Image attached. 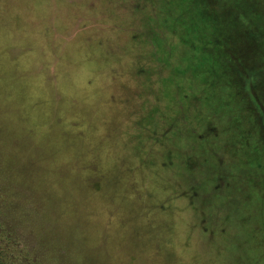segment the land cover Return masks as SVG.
<instances>
[{"label": "trees", "instance_id": "16d2710c", "mask_svg": "<svg viewBox=\"0 0 264 264\" xmlns=\"http://www.w3.org/2000/svg\"><path fill=\"white\" fill-rule=\"evenodd\" d=\"M46 1L40 0L44 11ZM99 2V28L106 35L96 46L95 70L82 69L85 79L93 75L90 80L68 83L74 91L67 93L65 80L53 91L39 76L22 84L5 71L0 75V90L15 89L24 105L34 95L36 107L18 128L0 115V264H49L50 248L43 240L51 237L72 243L82 256L72 255L62 264H91L88 252L94 246L79 219L83 198L63 195L60 189H72L63 174L45 173L46 160L54 167L61 161L69 173L68 158L75 157L95 168L90 170L101 184L88 188L96 191L100 184L112 191V205L122 204L133 191L129 180L163 172L164 184L155 175L149 179L151 187H159L154 193L162 195L175 185L181 197L192 192L195 211L214 213L210 220L220 228L207 222L204 236L210 240L217 233L228 241L218 251L224 258L214 264H264V0ZM22 20L15 29L2 24L0 13V57L7 62L11 48L21 49L13 72L23 68L31 78L44 67L49 75L51 48H44L43 36L42 43L29 46L31 34ZM107 39L113 46H107ZM116 40H121L119 49ZM82 48L93 52L91 43ZM58 102L64 104L55 120L49 108ZM51 122L70 127L44 151L32 141L38 127ZM84 122L96 130L79 131ZM46 141L51 145L54 137ZM111 146L121 148L126 166L106 156ZM22 159L33 167L19 165ZM169 171L173 179L165 176ZM111 179L113 186H108ZM40 215L48 221L65 219L60 221L65 226L51 225L47 231L43 222L40 229L31 226Z\"/></svg>", "mask_w": 264, "mask_h": 264}, {"label": "rangeland", "instance_id": "374dc122", "mask_svg": "<svg viewBox=\"0 0 264 264\" xmlns=\"http://www.w3.org/2000/svg\"><path fill=\"white\" fill-rule=\"evenodd\" d=\"M100 4L99 0H49L44 3L47 6L45 8L46 11H44L40 0H0L2 24L10 23L15 25L16 29L18 21L23 19L26 30L31 34V37H27L26 43L31 47H35L36 43L37 45L42 43L41 38L43 36V46H50L52 51L50 57L51 65L49 66L51 73L49 75L44 67L35 70L37 73L33 74L35 77L31 78H29L27 72L22 71V67V70L15 69L13 72V66L17 65L15 61L21 56L22 51L15 47L7 52V62L0 57V75L4 76L5 71L12 75L14 79L16 78L17 82H22V84H29L39 76V80L44 79L45 83H49L44 84V86L49 85L53 91H56L65 80V85L63 86H65V92L67 93L74 91L68 83L80 84L84 80H90L93 75L85 79L86 75L82 74L83 70L91 72L97 67L99 60L97 51L99 47L96 48V46L97 44L101 45L102 39L104 40L106 35V32L103 33V29L99 28L103 27L99 24L100 16H102ZM40 24L44 28H41ZM58 25L60 29L55 27ZM108 39L105 40L107 46H113L112 41L109 42ZM86 43H91L93 52H86L82 48ZM120 47H122L121 40H116L114 48L119 49ZM77 56H80V58L75 61ZM32 87L33 91L30 93L34 94V86ZM95 87L96 85H92L91 89L93 90ZM15 94V89L0 90V104L3 106L1 107L0 115L3 119L6 118L12 127L18 128L21 126L20 123H26L32 113L31 108L34 105L35 96L33 95L31 101L24 105L26 102L23 103ZM74 95L72 93L74 104H77L79 99H76L78 97ZM36 96L39 97V95ZM58 99H61V95ZM62 104L64 103H59V105L55 103L49 108L51 111L50 115L55 120H57L55 113L59 110L61 111L60 105ZM8 116L13 117V120L16 121L9 120ZM35 119L37 120L36 117ZM19 120L23 121L20 122ZM85 122L81 123L79 131L96 130L91 127L92 123ZM68 127H70V123L69 126L64 127L56 122H51L44 127L39 126L34 135V141L29 139L28 141H32V144H39L44 151H47L50 146L57 145L58 139L55 138H58L59 134L61 136L67 134L65 132ZM49 136L54 137L51 145L50 141H46ZM81 137H83V134ZM95 138L96 136L91 135L89 139ZM64 145L68 148L70 143H66L65 139ZM119 150L114 151V146H111L106 156H111L112 161L114 159L119 164L121 162L122 166H126L127 164L125 163L128 162H126L121 148ZM117 153L118 155L114 156ZM73 159L68 158L66 167L70 169L69 173L64 171L61 161L57 167H54L50 164L51 162L49 163L46 160L47 168L45 173L47 176L55 173L57 177H62L63 174V179L67 178V182L72 185V189L65 187L60 189L63 195L76 197V199L80 196L83 198L86 205L79 211L81 215L79 219L82 227L89 231L87 236L91 240V245L94 246L93 250L90 249V252H88L92 255L91 264H214L219 258H224L218 255V251L221 252L223 248L225 249V244L228 242L227 238H218L216 237L217 233H211L214 238H209L210 240L207 239V236H204V226H206L207 222L212 226L214 225L212 223L214 221L210 220V216L214 213L207 216L195 211V206L198 204L190 199L191 191V193L188 191L186 197H181L180 189L173 185L172 190L162 192V195H160L159 191L158 193L157 191L156 193L153 192L159 187H151L149 179L155 175L159 183L164 184L165 181L161 177L163 172L148 174V180L145 179L144 174L129 180L131 181L130 183L135 184L133 191L124 202L120 201L122 204L112 205V202H110L111 198H109V194H112V191L108 192L98 187L101 183L96 181L95 171L90 170L95 168L91 167V165L85 166L86 161H81V158L80 160L76 159V157ZM18 161H20L19 165L29 163V160L26 159ZM28 165L33 167V164ZM85 169L86 173H84ZM33 170L34 168L32 172ZM79 172H83V174ZM13 174L10 173L8 175ZM173 175L174 172L169 171L165 176L167 179L170 177L173 179ZM16 177L18 176L16 175ZM60 182L58 183L59 187L62 184ZM113 182L111 179V183L108 186H113ZM96 183H100L97 184L96 191L88 188ZM21 188H17L18 191ZM25 192L28 193L27 190ZM67 201L68 203L71 202L70 200ZM72 201L74 202L75 200L73 199ZM162 204L163 206H161ZM123 205L126 209L124 212L122 210ZM209 211H211L210 206L206 208L205 212L208 213ZM42 216H35L33 223L30 225L40 229L39 225L43 222L45 231L51 225L55 227L65 226L60 222L65 219L55 221L56 219L51 218L48 221L44 220ZM216 217L217 214L214 220H216ZM125 219L127 220L125 221ZM215 226H217V223H215ZM217 227L220 228V226ZM29 241L38 246L41 244L40 241L32 239ZM43 241L44 245L50 248L49 256L51 261L49 260V264H62L66 259H70L72 255L75 256L76 254L82 259V256L76 250L77 247L72 243H66L64 242L65 240L59 242L56 237H51L47 241L44 239ZM60 243L62 244L60 245ZM228 253L230 252L228 251ZM222 264L228 263L224 260Z\"/></svg>", "mask_w": 264, "mask_h": 264}]
</instances>
